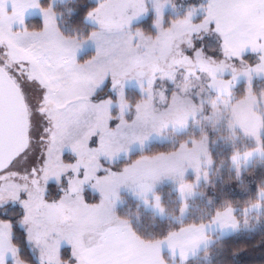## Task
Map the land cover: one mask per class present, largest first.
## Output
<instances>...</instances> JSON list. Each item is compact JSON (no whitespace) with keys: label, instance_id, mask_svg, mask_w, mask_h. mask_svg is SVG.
I'll return each mask as SVG.
<instances>
[{"label":"rangeland","instance_id":"rangeland-1","mask_svg":"<svg viewBox=\"0 0 264 264\" xmlns=\"http://www.w3.org/2000/svg\"><path fill=\"white\" fill-rule=\"evenodd\" d=\"M60 1L43 8L41 0H0V66L20 89L30 137L27 150L0 173V215L19 208L38 264H64L62 248L71 250L66 264L80 263L90 232L95 241L99 230L124 222L115 215L121 194L163 219L167 214L155 191L170 187L179 201L174 219L183 220L187 200L213 165L207 130L225 127L254 142L233 154L235 170L264 163V91L255 94L253 88L260 80L264 86V0H151L153 36L131 26L149 14L134 8L136 0H90L97 4V29L86 38L59 31L52 7ZM181 12L163 27L164 15ZM30 18L40 19L41 29H27ZM88 52L91 57L80 60ZM241 83L244 96L237 99ZM188 131L199 134L173 151L114 168ZM49 182L62 184V198L80 200L73 214L64 213L66 199L45 201ZM87 191L98 203L83 202ZM262 200L264 190L242 209L243 220L226 208L166 239L175 248L172 264H185L218 238L252 230L258 221L251 225L248 219L258 218ZM64 218L70 222L63 224ZM182 242L191 248L178 249ZM9 261L25 264L17 252Z\"/></svg>","mask_w":264,"mask_h":264},{"label":"trees","instance_id":"trees-1","mask_svg":"<svg viewBox=\"0 0 264 264\" xmlns=\"http://www.w3.org/2000/svg\"><path fill=\"white\" fill-rule=\"evenodd\" d=\"M190 2V1H189ZM50 0H41L43 8L48 7ZM192 4V3H189ZM97 4L90 0H65L57 2L52 9L56 13V23L59 31L69 38H86L97 28L88 19L89 15L96 9ZM184 16V12L174 16L164 15V27L170 26L171 22ZM152 14L138 22L136 27L147 36L154 35ZM25 27L29 30L41 29V21L38 18H30ZM251 55H246L248 59ZM91 57V52L83 55L80 60ZM248 57V58H247ZM263 80L255 82L254 93L264 91ZM244 84L236 86L237 99L244 96ZM263 89L262 91H260ZM135 97V96H134ZM128 95V100H131ZM191 129V128H190ZM209 137V150L212 159V167L204 183L199 185L197 195L188 199V215L181 221H176L174 216L179 207L177 192L170 187H161L155 191L160 198L162 208L167 214L166 218H158L152 212L145 210L137 200L127 194H121V203L115 210L118 219L126 222L132 233L145 242L158 241L166 238L179 229L210 222L217 212L226 208L233 209L237 220H243L242 209L250 208L251 204L258 201V192L264 190V163L255 160L250 165L237 171L231 164V158L235 152L255 146L242 136L241 133L227 130L221 127L218 130H207ZM197 131L184 132L177 136L175 143H153L143 152L134 153L129 160L120 161L114 168L121 167L133 162L141 155L154 156L159 153L175 150L178 145L188 142L198 136ZM264 134V133H263ZM179 136V137H178ZM261 147L264 150V135L261 137ZM61 183L49 182L45 188V198L55 200ZM86 203H96L98 197L84 192ZM245 209V210H246ZM11 214L0 215V222H7L10 226V240L16 249L18 259L25 264H38L28 246V234L21 228L20 219L22 212L18 207L9 208ZM258 218H249L251 225L258 221L252 230L239 231L222 238H218L207 249L201 251L196 257L187 260L185 264H264V200L261 201V211ZM69 248H62L60 256L64 263L72 261ZM167 264H172L170 258L163 256ZM7 264H11L9 261Z\"/></svg>","mask_w":264,"mask_h":264},{"label":"crops","instance_id":"crops-1","mask_svg":"<svg viewBox=\"0 0 264 264\" xmlns=\"http://www.w3.org/2000/svg\"><path fill=\"white\" fill-rule=\"evenodd\" d=\"M93 1V0H92ZM62 2V1H60ZM152 1L151 0H136V3L133 5L136 8L137 6L142 7L141 9L146 13L149 11L150 15L152 12L148 8L150 7ZM153 17L155 15L153 14ZM95 18V13H91L89 15V21L92 23ZM143 18L142 20H144ZM140 22V21H139ZM138 22L132 24L133 28L136 27ZM164 27V26H163ZM164 27L165 29L169 28ZM139 29V28H138ZM144 36H147L144 34ZM105 173H102L104 175ZM103 177V176H102ZM63 196L60 195L55 200H48L45 198L46 202H61L64 199L65 203V212H70L73 214V207L72 205L79 204L80 200L76 199V196H71L68 198H62ZM74 198V199H73ZM83 202L85 200L83 199ZM98 203V201L96 202ZM95 204V203H94ZM232 215L234 216V211L232 210ZM43 219V218H42ZM44 221H47L46 219ZM67 218L62 220L63 224H67ZM116 222L113 227L115 228H106V230L102 229V231L97 232V238L94 241L95 233H92L93 238L88 241V246L84 249L81 253L80 263L72 262L70 264H167L164 260V255L168 256L169 258L173 257V252L175 250L174 245L171 244L169 241H165L166 239L169 240L170 238L176 236L175 234L179 233L180 231L188 230V228H192V226H186L179 229L176 232L171 233L168 237L152 242H145L140 240L136 237L127 223L121 221H114ZM3 224V225H2ZM8 224V223H7ZM88 229V225H86ZM111 226V225H109ZM123 231L120 232L119 229ZM192 230V229H189ZM88 232L85 233V235ZM11 232L10 227L4 223H0V264H7L8 259H14L16 256V249L13 247L11 240H10ZM191 244L187 242H182L181 244L178 243V249H188L191 248ZM176 254V253H174ZM172 255V256H171ZM189 259V258H187ZM66 264V263H64Z\"/></svg>","mask_w":264,"mask_h":264},{"label":"water","instance_id":"water-1","mask_svg":"<svg viewBox=\"0 0 264 264\" xmlns=\"http://www.w3.org/2000/svg\"><path fill=\"white\" fill-rule=\"evenodd\" d=\"M28 112L18 85L0 66V173L29 146Z\"/></svg>","mask_w":264,"mask_h":264},{"label":"flooded vegetation","instance_id":"flooded-vegetation-1","mask_svg":"<svg viewBox=\"0 0 264 264\" xmlns=\"http://www.w3.org/2000/svg\"><path fill=\"white\" fill-rule=\"evenodd\" d=\"M10 75H11V74H10ZM11 78H12L13 80H15L14 77H13L12 75H11Z\"/></svg>","mask_w":264,"mask_h":264}]
</instances>
